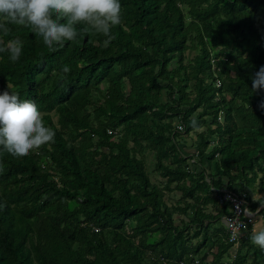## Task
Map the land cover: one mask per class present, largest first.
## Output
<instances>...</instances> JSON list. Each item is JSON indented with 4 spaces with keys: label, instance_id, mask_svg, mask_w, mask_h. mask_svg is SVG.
I'll return each mask as SVG.
<instances>
[{
    "label": "trees",
    "instance_id": "16d2710c",
    "mask_svg": "<svg viewBox=\"0 0 264 264\" xmlns=\"http://www.w3.org/2000/svg\"><path fill=\"white\" fill-rule=\"evenodd\" d=\"M120 2L107 47L96 33L55 50L31 28L0 34L24 44L15 63L0 53V90L34 100L56 133L23 158L0 150V264H264L252 227L228 262L225 229L209 232L229 214L221 191L264 203L236 191L264 193V0Z\"/></svg>",
    "mask_w": 264,
    "mask_h": 264
},
{
    "label": "clouds",
    "instance_id": "9594fccd",
    "mask_svg": "<svg viewBox=\"0 0 264 264\" xmlns=\"http://www.w3.org/2000/svg\"><path fill=\"white\" fill-rule=\"evenodd\" d=\"M122 23L120 0H0V34L7 35L9 25L31 28L51 50L92 33L103 36L107 47L116 39L113 28ZM23 51V41L18 37L7 42L0 40V53H7L13 63ZM70 71L69 65L61 66L63 74ZM252 81L253 91L264 88V66L253 75ZM261 107L264 108V103ZM190 123L193 128L198 126L194 117ZM55 135L34 100L21 99L11 84L0 90V150L23 158L54 142ZM249 239L264 249V229L254 225Z\"/></svg>",
    "mask_w": 264,
    "mask_h": 264
},
{
    "label": "built area",
    "instance_id": "2783aa9c",
    "mask_svg": "<svg viewBox=\"0 0 264 264\" xmlns=\"http://www.w3.org/2000/svg\"><path fill=\"white\" fill-rule=\"evenodd\" d=\"M180 129V127H178ZM218 204L228 205L229 214L222 217L225 231L228 236V243L237 247L240 236L247 232L249 227H253L260 216L261 208L251 209L244 195L223 190L218 197ZM192 264H205L199 259H194Z\"/></svg>",
    "mask_w": 264,
    "mask_h": 264
},
{
    "label": "rangeland",
    "instance_id": "374dc122",
    "mask_svg": "<svg viewBox=\"0 0 264 264\" xmlns=\"http://www.w3.org/2000/svg\"><path fill=\"white\" fill-rule=\"evenodd\" d=\"M54 120H55V118H54ZM185 137L186 136H184L183 138L180 137L178 139L179 143H180V146L183 147V148H186V149H194L196 147L197 142H198L196 134L194 132H191V133H189V135L186 138ZM103 151L108 152V149L104 148ZM145 162H146V166H147L148 171H149L151 182L153 184H157L158 186L161 187L162 186V182H164V180L162 178H160V176H159V174L157 172L154 171V158L148 152L145 155ZM191 168L193 170H197V171L199 170V169H196L194 164H192ZM232 174H236V173L233 172ZM239 183L242 185L243 190H240L239 187H238V189H236V191L237 192H241V193L246 194L247 196H249L250 202H257L261 197H264V193L258 191V187H257L258 184L257 183L254 186H248L243 180H240V181L238 180L237 184H239ZM166 194H167L168 201L175 200L174 197L175 196L176 197L179 196L178 192L177 193L174 192V193H171V194L166 193ZM168 204H170V202ZM258 208H264V203L261 202V204H260V206H258ZM210 210H211V207L208 206L206 208V210H205V214H207ZM176 215L178 216V214L177 213L174 214V218L175 219L177 218ZM191 216H192V214H190V217ZM217 227H219L218 224L211 223L209 232H212V229L215 230V228H217ZM255 227L257 229H264V218H262L261 215L258 217V220H256ZM127 230H128V228H127ZM213 250H215V252L217 251V249L215 247H214ZM201 255H203V252H200L197 256H201ZM233 257L234 256H232V258ZM208 263H210V262H208Z\"/></svg>",
    "mask_w": 264,
    "mask_h": 264
},
{
    "label": "crops",
    "instance_id": "0c3cea01",
    "mask_svg": "<svg viewBox=\"0 0 264 264\" xmlns=\"http://www.w3.org/2000/svg\"><path fill=\"white\" fill-rule=\"evenodd\" d=\"M214 224H218V226L219 227H217V228H222V230L224 231V224H223V222H216V223H214ZM216 229V228H215ZM212 230H214V229H212ZM238 246H239V243H238V245H237V248L236 247H234V246H232L230 249H229V251H228V253H227V255L224 257L225 259H223V261L224 262H228L229 260H231L232 259V256H234V254L236 253V251H237V249H238ZM214 252H215V250H213ZM210 257V256H209ZM208 257V258H209ZM211 260H212V257H210L206 262H205V264H213L212 262H211ZM226 260V261H225ZM208 262H210V263H208Z\"/></svg>",
    "mask_w": 264,
    "mask_h": 264
}]
</instances>
